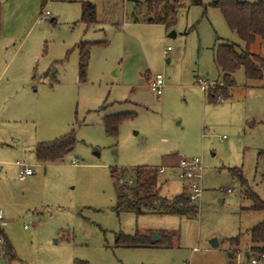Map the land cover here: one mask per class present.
<instances>
[{
	"label": "rangeland",
	"instance_id": "rangeland-1",
	"mask_svg": "<svg viewBox=\"0 0 264 264\" xmlns=\"http://www.w3.org/2000/svg\"><path fill=\"white\" fill-rule=\"evenodd\" d=\"M83 1L97 7L89 28ZM147 1L0 0V209L17 256L8 260L0 247V264H248L249 229L264 219L246 194L264 200V77L250 80L241 68L230 97L210 102L198 78L220 83L216 46L233 43L241 52L244 41L213 0H184L172 27L134 20L163 13L161 1ZM82 39L107 41L93 47L85 81L75 49ZM250 49L264 57V40ZM156 74L165 79L160 95L149 87ZM124 112L135 114L109 133L104 118ZM70 132L73 150L41 166L35 146ZM181 157L203 161L196 216L118 206L115 176ZM18 160L34 166L36 179L18 177L9 165ZM183 182L170 179L161 194L175 196ZM137 231L153 240L156 232L167 245L117 244L118 232ZM238 234L239 254L227 242Z\"/></svg>",
	"mask_w": 264,
	"mask_h": 264
},
{
	"label": "trees",
	"instance_id": "trees-1",
	"mask_svg": "<svg viewBox=\"0 0 264 264\" xmlns=\"http://www.w3.org/2000/svg\"><path fill=\"white\" fill-rule=\"evenodd\" d=\"M153 1L148 0L147 4ZM163 3V13H156L155 17L139 18L134 16L136 22L163 23L172 27L176 21L177 9L184 0H159ZM194 5H202L203 0H192ZM211 5L218 8L228 27L235 31L245 43V49L237 50L236 44L220 43L215 48L214 61L222 71V85H214L205 92L210 102L228 99L235 87L234 74L239 69L245 70V75L250 80H261L264 77V57L253 53L250 49L258 38L264 40V0H213ZM81 22L91 25L97 22V7L91 1L82 2ZM0 4V26H1ZM107 41H81L75 49L79 53V77L81 81L87 79V70L92 48L105 44ZM221 97V99L219 98ZM133 112H124L108 115L104 118L106 129L111 134H116L118 127L127 117L133 116ZM76 137L73 132L67 133L52 141L40 142L36 147V157L42 163L62 160L68 151L75 145ZM260 158H264V152L260 151ZM118 169H113V175ZM124 175V173H123ZM115 176V175H114ZM242 176V175H241ZM264 178V172L262 174ZM124 176L114 177L118 192V206L125 210L133 211L140 215L143 213H163L176 216L194 217L198 214V207L190 199L189 189L185 186L183 191L168 198L161 194L162 183L159 181V171L153 166H137L132 175V183H120ZM130 180L131 178H127ZM241 182L246 184V179L241 177ZM253 201L251 208L264 211V200L255 192L246 193ZM254 254L264 250V219L249 229ZM0 238L4 240L2 252L8 260L16 259V253L12 243L0 228ZM241 235L227 238L230 246L240 245ZM116 242L124 246H166L165 238L161 235L159 241H154L149 233L124 234L118 232ZM73 264H88L87 261L76 260Z\"/></svg>",
	"mask_w": 264,
	"mask_h": 264
},
{
	"label": "built area",
	"instance_id": "built-area-1",
	"mask_svg": "<svg viewBox=\"0 0 264 264\" xmlns=\"http://www.w3.org/2000/svg\"><path fill=\"white\" fill-rule=\"evenodd\" d=\"M43 18L47 19L49 16V12L46 11L43 14ZM170 47L165 50V54L168 53ZM198 83L201 89L204 92H207L209 88L212 87V84L203 78H198ZM149 87L152 91L156 94L160 95L163 92L165 87V79L162 74H156L151 77L149 81ZM221 99V97L219 96ZM20 164L21 169L19 171V177L24 178L26 176L34 174V169L32 166L18 162ZM179 176L187 183V187L189 189L190 199L195 202L201 196V185H200V177L203 170V161L200 157H191V158H184L181 157L179 162ZM160 173L164 172V168L161 167L159 170ZM132 183L133 180L130 179H121L120 183ZM2 218V212L0 210V219ZM248 264H264V250L258 252L257 254H253L249 257Z\"/></svg>",
	"mask_w": 264,
	"mask_h": 264
},
{
	"label": "crops",
	"instance_id": "crops-1",
	"mask_svg": "<svg viewBox=\"0 0 264 264\" xmlns=\"http://www.w3.org/2000/svg\"><path fill=\"white\" fill-rule=\"evenodd\" d=\"M81 14H82V6H81ZM1 19H2V13H1ZM140 22V21H139ZM143 22H145V21H143ZM92 25V24H91ZM91 25H86L87 26V28H89ZM0 28H1V26H0ZM82 41H90V40H83L82 39ZM106 41V40H105ZM81 42V41H80ZM79 43V42H78ZM78 43H76V45L78 44ZM75 45V46H76ZM93 49V48H92ZM78 51V50H77ZM215 53V52H214ZM215 62V61H214ZM78 63H79V53H78ZM223 75V74H222ZM147 76H150V75H147ZM150 78H151V76H150ZM222 79H223V76H222ZM222 79H221V82L220 83H218V85H222ZM147 80H148V77H147ZM148 81H150V80H148ZM212 84V83H211ZM215 85H217V83H215ZM163 93V92H162ZM43 142H45V141H43ZM40 143V142H39ZM38 145V144H37ZM37 145L35 146V148H34V153H35V156H36V147H37ZM73 150V147L68 151V152H71ZM36 159H37V157H36ZM64 159V158H63ZM62 159V160H63ZM61 161V160H60ZM18 162H21V161H16L15 162V164L14 163H10L9 165H12L13 167L15 166V167H17L16 169H17V171H18V177H19V171H20V169H21V166H20V164H18ZM37 162L39 163V164H41V166H44V165H47L48 163H42V162H40V161H38V159H37ZM59 162V161H58ZM73 162V164L74 165H77L78 163L74 160V161H72ZM179 162H180V160L179 161H177V160H170V159H168L167 161H165L163 164H161L160 166H156L157 168H158V171L160 170V168L161 167H163L164 168V172H162V173H160L159 172V175L160 174H162L163 175V181L161 182L162 183V186L165 184V183H167L170 179H172V178H180V176H179V172H180V169H179ZM22 163H26V164H28L26 161H24V162H22ZM30 166H32L33 167V169H34V166L33 165H30ZM142 166H149V165H142ZM153 167H155V166H153ZM3 169H4V167H1L0 166V181L3 179V176H4V173H3ZM124 171V170H123ZM37 175V172L35 171V169H34V174H32V175H29V176H26V177H24V178H20L21 180H26L27 178H34V179H36V176ZM131 179H133L132 177H130ZM181 179V178H180ZM185 186H187V184L185 183V182H183V188H182V191H183V189H184V187ZM181 191V192H182ZM180 192V193H181ZM180 193H178V194H180ZM178 194H176V195H178ZM175 195V196H176ZM166 197H168V196H166ZM172 197H174V196H172ZM172 197H168V198H172ZM1 210V212H2V218L0 219V228H1V230L4 232V234L6 235V233H5V230L3 229V225L6 223L5 222V220H4V211L2 210V209H0ZM6 212H7V210H6ZM251 228V227H250ZM250 234V233H249ZM7 236V235H6ZM8 238V237H7ZM160 239H161V236H160ZM159 241V240H158ZM0 243H2V240H0ZM212 246V245H211ZM218 246V245H217ZM216 246V247H217ZM252 246H253V243H252V241H251V236H250V244H248L247 245V247H244V251H245V256H246V262L248 263V260H249V257L251 256V255H253L254 254V252L253 251H251V248H252ZM0 247H2V245L0 246ZM212 247H214V246H212ZM240 248H242L240 245L238 246V247H235V246H229V249H231L232 251H234V250H237L238 252V254H239V250H241ZM234 252H236V251H234ZM232 256H233V254H232ZM186 264H195V263H193V260H190L189 262H187ZM240 264H242V262H240Z\"/></svg>",
	"mask_w": 264,
	"mask_h": 264
},
{
	"label": "water",
	"instance_id": "water-1",
	"mask_svg": "<svg viewBox=\"0 0 264 264\" xmlns=\"http://www.w3.org/2000/svg\"><path fill=\"white\" fill-rule=\"evenodd\" d=\"M170 35H175V31H172L171 33H170ZM158 240H160V236L155 232L154 233V241H158ZM211 245L212 246H214V247H216L217 245H218V241H217V239H212L211 240Z\"/></svg>",
	"mask_w": 264,
	"mask_h": 264
}]
</instances>
